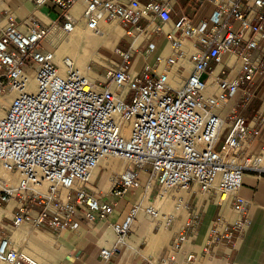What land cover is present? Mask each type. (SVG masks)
Masks as SVG:
<instances>
[{"label":"built area","instance_id":"built-area-1","mask_svg":"<svg viewBox=\"0 0 264 264\" xmlns=\"http://www.w3.org/2000/svg\"><path fill=\"white\" fill-rule=\"evenodd\" d=\"M77 1L83 2L81 20L89 31L98 34L102 22H115L144 36L136 48L129 42L121 50L116 44L109 55L98 48L99 61L88 69L105 72L95 71V78L71 57H58L48 40L52 26L58 37L71 32L70 10ZM204 1L209 10L197 21L187 16L171 21L162 1L34 0L36 7L57 11L50 25L33 13L25 29L0 8L6 15L0 20V93L7 89L12 95L0 116V209L12 203L9 215L0 217V264H38L13 239L24 224L60 233L77 229L79 220L102 222L119 199L140 190L125 218L111 224L116 243L125 242L140 211L173 226L181 206L186 208L178 196L173 208L162 210L174 190H190V198L202 195L205 203L237 215L231 222L219 216L212 239L230 240L236 228L242 229L248 208L239 195L244 175L248 169L264 170V138L255 151L264 132V109L252 118L231 110L227 123L221 112L244 82L262 74L244 53L264 41V0ZM140 20L146 22L141 29L136 28ZM140 49L148 57L157 54L133 72ZM231 55L241 61L237 71L226 64ZM107 158L123 161L126 169L104 193L91 177ZM154 188L156 197L149 201ZM196 206H187L172 249L181 252L196 238ZM116 250V244L101 248L100 262L107 264ZM169 255L152 264H166ZM197 255L184 254L185 263Z\"/></svg>","mask_w":264,"mask_h":264},{"label":"crops","instance_id":"crops-1","mask_svg":"<svg viewBox=\"0 0 264 264\" xmlns=\"http://www.w3.org/2000/svg\"><path fill=\"white\" fill-rule=\"evenodd\" d=\"M141 1L146 2L149 0ZM155 1L165 2L169 6V19L171 21H175L181 16H187L197 21L209 10V6L204 0H202L198 9L191 10L187 15L182 9V3L178 0ZM0 8L6 10L7 16L14 18L23 29H25L23 25L27 22V18H30L33 13L46 24H50L53 20L51 16L57 11V9L49 5L36 7L34 0H0ZM5 16V13L2 12L0 14V20ZM169 19L167 18V22L170 23ZM145 23V20H140L136 28H143ZM167 27L168 25L165 29ZM124 32L128 38L127 43L131 42L134 48L144 38L140 34L137 35V31H133L131 34L127 33L126 30ZM58 35L57 29H51L48 36L51 44L57 43ZM126 36H119L112 32L107 38L108 42L105 44L106 46H99V48L102 47L109 53L116 48L115 46L117 44L118 49L126 50L128 46L118 47L120 38H126ZM160 48L161 46L159 45L158 50ZM167 53L168 48L163 53V57ZM146 55L144 49L139 50L138 54H136L132 70H138L145 61L149 63L153 62V55L149 57ZM244 55L254 66L260 65L262 74H256L253 82H244L240 90L227 100L221 112L225 123L229 121L228 115L231 110L234 111V116L252 118L258 111L264 109V65H262L264 63L262 62L264 60V41L260 43L258 49L245 51ZM232 57L234 56L231 55L226 60V64L232 67L234 71H237L241 61L234 57L233 65H229ZM220 68L221 66L219 65L217 71ZM243 90H248L249 94H243ZM263 138L264 132L261 139L255 145L256 152L259 150ZM117 163L119 162L117 161ZM118 168L115 165L116 171ZM98 187L104 193L110 189L105 190L101 188L100 182ZM126 195L118 200L114 212L107 220L94 224H88L79 220L77 222V229L74 230H64L60 233H54L47 230L32 229L26 223L30 228L31 235L28 239L18 244V246L22 245L21 247L28 253L30 252L28 250L33 251L38 258V264H102L99 258L100 249L103 247H111L114 244H116L117 250L107 264L156 263L165 258V255L163 258L160 257L163 247L178 232L179 229L174 233L180 225H174L175 229L173 232L169 230L171 239L168 238L162 243L153 242L150 245L148 242L150 236L159 234L160 228L158 232H153L154 227L157 225L150 227L149 222L141 225L139 215L142 212L140 211L137 216V228H131L133 234L128 238L127 242L116 243V236L111 229V224L121 222L127 215L131 202L133 201V196L131 194ZM239 195L248 201V208L242 229L238 231L236 228L230 240L223 238H218L217 240L212 239V229L219 216L223 217V221L225 222L233 221L235 219L233 211L227 207L220 208L214 203H205L202 195L197 194L196 197L193 196L190 201V208L192 209L196 203V207L200 210V221L197 227L196 238L191 242L186 241L184 243L186 250H183L185 253L196 252L198 254L191 264H264V170L248 169L244 175L243 185L239 191ZM11 207L12 203L7 209H3V213L9 215ZM23 229L25 231L28 230L26 227H23ZM31 232H35V234ZM135 232L136 235H134ZM38 233L44 234L46 238H41ZM172 233L174 234L172 235ZM31 237L41 241L45 246L42 244L37 245L31 240ZM142 245H145L143 249H141ZM166 264H186L184 253L182 257L179 254L175 256L169 255Z\"/></svg>","mask_w":264,"mask_h":264},{"label":"bare ground","instance_id":"bare-ground-1","mask_svg":"<svg viewBox=\"0 0 264 264\" xmlns=\"http://www.w3.org/2000/svg\"><path fill=\"white\" fill-rule=\"evenodd\" d=\"M77 2H81L82 4L77 3ZM77 2L75 3V5L70 10V17L75 20V25L72 28L71 32L68 34L67 40L61 41L59 43L58 47L56 48V52H57L58 57H62L61 53L64 52V54H66V55H63V56H69L71 58L73 57L72 58L73 60H74V58H76L75 64H76L77 68L80 71H82L85 75L95 78V77H97L96 72H94L92 69L89 70L88 65L92 61H99V59H98L99 52H97L96 49L99 46H106L105 44H107V42H108L107 38L111 35L112 32H114V34H117L119 36H125L126 33L124 32L123 28L120 25H118V24L116 25L113 22L112 23L102 22L101 23L102 31L98 34L89 31L85 27L83 21L81 20V14H82L83 9H84L83 2L82 1H77ZM51 29H56V28L52 26ZM91 45L93 46L92 50L90 49ZM48 46L50 47L51 45H49V43H48ZM59 51H61V52L58 54ZM74 62H75V60H74ZM233 63H234V57H232L230 59L229 65H233ZM132 71L136 72L137 70H132ZM101 79H103L102 76H101ZM213 85L216 86V83L214 82ZM11 99H12V96H11ZM1 106H2V108L0 107V116L3 115L4 108H5L4 105H1ZM260 160H261L260 164H261V166H263L264 165V157L260 158ZM116 161H118L117 158H107V159L102 161V166H104L106 168V170L102 174L101 181H100V187L104 188L105 190L111 188L114 184V181H115L114 179H116L115 177L118 176L120 173L124 172L126 169V165L123 163L119 166V171H116L115 170ZM97 169L95 170V172L93 173V175L91 177L92 181L96 178V175L98 173ZM114 173H115V176H114ZM45 189H46V185H44L41 188V190L43 192L45 191ZM149 198H147V200ZM147 200H145V201H147ZM161 205H162V201L160 199H158L156 204H155V207L160 208ZM3 212H4L3 209H0V217L2 215H5ZM142 214H143V212H142ZM142 214L140 213V215H139V218L141 219V225L146 223L144 221V218L142 217ZM155 222L156 221H152L151 223H149V226L152 227V225H154ZM163 226L166 227L164 224H163ZM160 228H161L160 230H162V227H160ZM24 231L25 230L23 228H22V231H20L19 229L14 230L13 231V239L15 238V239L19 240V239H21V237H24ZM38 235L41 238H46V236L41 234V233H38ZM167 236H168L167 233L160 232L159 234H155L153 236H150L148 242H150V243L151 242H161L162 243L167 239ZM23 250H25V249H23ZM26 253L28 255L32 256L30 253H28V252H26Z\"/></svg>","mask_w":264,"mask_h":264},{"label":"rangeland","instance_id":"rangeland-1","mask_svg":"<svg viewBox=\"0 0 264 264\" xmlns=\"http://www.w3.org/2000/svg\"><path fill=\"white\" fill-rule=\"evenodd\" d=\"M83 7V6H82ZM48 15V14H47ZM52 17V19L54 18V15H52L51 16ZM114 24H116L117 25V23H115V22H113ZM57 33H58V31H57ZM69 34V33H68ZM68 34L67 35H60L61 37H58L57 39V43H55L54 44V46L57 48L58 47V45H59V43L61 42V41H65V40H67V36H68ZM126 36V35H125ZM124 36V37H125ZM126 38H127V36H126ZM126 38H120V42H119V45H118V47H126V46H128L127 44V40H128V38L126 39ZM162 44H163V42H162ZM92 48H93V46L91 45L90 46V49L92 50ZM99 48V47H98ZM98 48L96 49L97 50V52H98ZM102 48V47H101ZM114 51V50H113ZM61 51H59L58 52V54L60 53ZM101 52H103V51H101ZM112 52V51H111ZM100 53V52H99ZM103 53H105V54H107V55H109V53H108V51H104ZM156 54L157 53H155L154 55H153V59H154V57L156 56ZM63 55H66V54H64V52L63 53H61V56H63ZM73 58V57H72ZM74 60H75V63H76V58H74ZM93 69L96 71V72H98V73H101V74H103L105 71L104 70H102V69H100V68H98V67H96V66H93ZM94 71V72H95ZM205 77V76H204ZM203 77V78H204ZM11 93H10V91L9 90H7V89H5L3 92H1L0 93V107L2 108V106L1 105H4V107L6 108L7 106H8V104H9V102H10V99H11ZM5 108H4V110H5ZM118 162L119 163H117V161H116V165L119 167L121 164H123L124 162L123 161H121V160H118ZM237 163H241V161L239 160V161H237ZM101 165H102V162H101ZM104 166H102L101 168H100V170H98L97 169V176H96V178H95V180H94V187L95 188H97V189H99V187H98V185H99V182H100V179H101V176H102V174L105 172V170H106V168L104 167ZM117 171H119V168H118V170ZM114 176H115V173H114ZM117 177V176H116ZM115 177V178H116ZM115 180V179H114ZM100 190V189H99ZM107 190V189H106ZM100 191H102V190H100ZM140 191H142V190H140ZM140 191H137V192H128L127 194H131L132 196H133V201L131 202V204L137 199L136 198V196L140 193ZM190 190H188V191H181V190H174V191H172L171 192V194H167L166 195V199L164 200V202H163V205H162V210H164V211H167V210H169L170 208H173L174 206H175V202H176V199L178 198V196H183L184 197V201H185V206H186V208L184 209L183 208V205L181 206V209L178 211L179 213H180V216L179 217H177L176 219H175V222H174V225H176V226H179L177 229H176V231L174 232V233H176L177 232V230L182 226V224H183V221L185 220V218H186V216H187V211H190V210H188L187 209V206L188 207H190V201L192 200V198H193V196H191V198H190ZM156 193H157V188H154V190L152 191V194H151V196H150V200L149 201H154V199H155V197H156ZM124 196H127L126 194L124 195ZM123 196V197H124ZM173 196H175V197H173ZM122 197V198H123ZM121 198V199H122ZM120 200V199H119ZM148 201V200H147ZM147 201H145L144 202V205H146L147 204ZM189 201V202H188ZM187 202H188V204H187ZM183 208V209H182ZM142 214V213H141ZM234 216H235V218L237 217V215H235L234 214ZM142 217L144 218V221L145 222H149V223H151L152 221H156L155 223H154V226L155 225H157V226H155L154 227V230H153V232H158V230H159V228L160 227H162V230H160V232H162V233H167L168 234V236H167V239L168 238H170V235H171V233H170V231H172L173 232V230L175 229L174 227V225L172 226H169V227H164L163 226V224H164V222H163V219L161 218V217H159V218H157V219H155V220H150V219H148L144 214H142ZM180 222V223H179ZM137 224V220L133 223V225H132V228H134L135 229V227L137 226L136 225ZM153 226V225H152ZM159 226V227H158ZM23 227H26L28 230H26V231H24V237H21V239H19V240H17V239H15L14 238V241L16 242V244L18 245V244H20L21 242H23L24 240H26V239H28L29 237H30V228H29V226H28V224H25V225H23L22 227H20L19 228V230L20 231H22V228ZM137 228V227H136ZM139 228V227H138ZM161 229V228H160ZM170 230V231H169ZM138 231V230H137ZM159 232V233H160ZM31 233H33V234H35V232H31ZM174 233H172V235L174 234ZM42 234V233H41ZM47 234V233H46ZM133 233L132 232H130L129 234H128V236L125 238V241L127 242V240H128V238L132 235ZM44 235V234H43ZM134 235H136V232H135V234ZM176 235V234H175ZM174 235V236H175ZM171 239V238H170ZM31 240L34 242V243H36L37 245H44L45 246V244L44 243H42L41 241H39V240H37V239H35V238H33V237H31ZM153 242H149V244L151 245ZM171 243H172V239L171 240H169L168 241V243L163 247V251L161 252V254H160V257L161 258H163L164 257V255L165 254H170L171 256H175V255H177V254H179V256H181L182 257V254L184 253V254H188V253H185V252H183V250L185 249L186 250V248L183 246V250L180 252L178 249L177 250H174V249H172L170 246H171ZM22 246V245H21ZM144 246L145 245H142L141 246V249H143L144 248ZM28 251H30L29 253L34 257V258H36V260H38V258H37V256H36V254L33 252V251H31V250H28ZM154 259H155V257H154ZM153 259V260H154ZM160 261V260H159ZM188 264H191V263H188Z\"/></svg>","mask_w":264,"mask_h":264},{"label":"trees","instance_id":"trees-1","mask_svg":"<svg viewBox=\"0 0 264 264\" xmlns=\"http://www.w3.org/2000/svg\"><path fill=\"white\" fill-rule=\"evenodd\" d=\"M182 3V9L184 12L189 14L191 10H196L200 7L202 0H178Z\"/></svg>","mask_w":264,"mask_h":264}]
</instances>
